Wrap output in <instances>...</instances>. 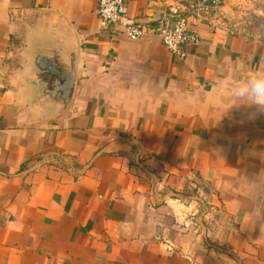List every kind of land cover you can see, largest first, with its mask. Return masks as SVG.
<instances>
[{
  "label": "crops",
  "instance_id": "crops-1",
  "mask_svg": "<svg viewBox=\"0 0 264 264\" xmlns=\"http://www.w3.org/2000/svg\"><path fill=\"white\" fill-rule=\"evenodd\" d=\"M126 1L121 24L176 4L200 42L103 30L99 0H0V264H264V112L232 95L264 73V0L246 27L242 0ZM55 29L79 53L50 117L22 76Z\"/></svg>",
  "mask_w": 264,
  "mask_h": 264
},
{
  "label": "built area",
  "instance_id": "built-area-1",
  "mask_svg": "<svg viewBox=\"0 0 264 264\" xmlns=\"http://www.w3.org/2000/svg\"><path fill=\"white\" fill-rule=\"evenodd\" d=\"M225 0H189V10L196 19L202 20L213 10H219ZM257 0H242L236 6V17L238 23L249 26V19L256 11ZM174 6L176 15L173 23H160L154 28L140 23L121 24L122 19L128 13L126 0H99L98 15L100 26L103 30L115 31L119 29L121 33L130 40H139L145 36H157L162 43L172 52L181 57L186 56V46L198 44L200 36L191 30L188 15L185 10H179ZM237 26V25H236Z\"/></svg>",
  "mask_w": 264,
  "mask_h": 264
},
{
  "label": "water",
  "instance_id": "water-1",
  "mask_svg": "<svg viewBox=\"0 0 264 264\" xmlns=\"http://www.w3.org/2000/svg\"><path fill=\"white\" fill-rule=\"evenodd\" d=\"M54 39H36L32 68L22 76L31 98L27 104L44 108L56 117L69 107L76 85L79 47L69 48L64 36L54 30Z\"/></svg>",
  "mask_w": 264,
  "mask_h": 264
},
{
  "label": "clouds",
  "instance_id": "clouds-1",
  "mask_svg": "<svg viewBox=\"0 0 264 264\" xmlns=\"http://www.w3.org/2000/svg\"><path fill=\"white\" fill-rule=\"evenodd\" d=\"M232 95L241 100V104L255 106L264 112V73H249L242 83L232 89Z\"/></svg>",
  "mask_w": 264,
  "mask_h": 264
}]
</instances>
